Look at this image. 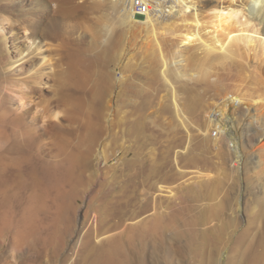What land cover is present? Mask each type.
Returning a JSON list of instances; mask_svg holds the SVG:
<instances>
[{
    "label": "rangeland",
    "instance_id": "374dc122",
    "mask_svg": "<svg viewBox=\"0 0 264 264\" xmlns=\"http://www.w3.org/2000/svg\"><path fill=\"white\" fill-rule=\"evenodd\" d=\"M121 7L122 1L0 0V103L12 97L11 105L17 107V97L23 95L22 101L30 106L26 120L46 104L52 107L32 124L39 145L33 151L56 184L52 236L41 232L30 245L6 230L5 237L0 236V264H88L87 233L101 241L114 231L95 230L92 216L95 213L99 221L101 193L134 186L139 198L147 196L149 201L144 214L127 222L152 212L156 201L157 211L165 212L170 251L165 259L149 244L143 264H198L200 259L202 264H264V151L250 154L251 131L239 133L227 113L223 130L217 111L243 80V89L262 93L263 60L250 54L245 64L235 60L227 68L213 66L209 77L201 79L195 70L201 51L172 57L171 50L164 52L167 64L162 67L157 56L154 61L144 59L147 39L128 29ZM112 47L118 55L113 63L107 61ZM128 59L132 69H122L118 62ZM165 67L166 82L160 72ZM106 69L114 75V86L106 96L101 125L119 118L125 125L112 111L114 95L122 87L119 100L126 105L119 116H130L132 104L148 95L154 100L146 121L164 127L155 139L143 142V132L117 128L95 135L79 126L91 121L87 91ZM118 75L122 81L114 82ZM31 85L35 93L29 97L24 93ZM71 87L80 92L71 94ZM161 103L167 110L159 113L155 106ZM240 150L244 157L238 156ZM162 155L167 158L160 173L145 170V175L130 179L141 163L155 165ZM133 160L136 167L129 164ZM130 234L127 231L121 243L131 256L128 263L139 264L132 259L134 250H129Z\"/></svg>",
    "mask_w": 264,
    "mask_h": 264
},
{
    "label": "bare ground",
    "instance_id": "6f19581e",
    "mask_svg": "<svg viewBox=\"0 0 264 264\" xmlns=\"http://www.w3.org/2000/svg\"><path fill=\"white\" fill-rule=\"evenodd\" d=\"M97 1H109L112 4L122 1L120 16L123 18H119L128 23L129 30L136 29L141 33V36L147 39L145 42L147 44L145 49L147 57L144 59L154 61L157 56L162 67L167 64L164 52H171V50L172 54L170 55L172 57L173 55H191L201 51L202 55L195 61V70L201 79L209 77L208 69L213 66L218 65V67L227 68V65L235 60L245 64L244 60L250 54L257 56V59L260 57L264 63V0H167L161 4L158 13L148 14L145 17L131 15L128 6L124 4L125 0ZM116 52L115 47L110 48L107 61L113 63L118 58ZM40 58L42 61L45 60L44 56ZM131 60L128 59L122 64L118 62V65L122 69H132ZM166 68L160 70L165 82L169 73H167ZM113 76L111 71L106 69L99 75L95 85H91L87 91L89 98L86 102L88 117L91 121L84 126H79L95 135L104 129L114 132H117V129H123L143 132V142L155 139L154 134L162 133L164 127L163 124L154 126L146 121V110L154 101L148 94L141 101L132 104L134 110L130 116H128V112L119 116L120 108L126 105V102L119 100L125 88L119 87L114 95L115 99L112 100V111H115L116 118L121 117L125 120L123 121L125 125L121 124L120 118L108 126H102L99 122V118L105 109L108 91L112 90L114 86ZM116 81H122V76H116L114 82ZM245 82L243 80V83ZM243 83L240 85L241 88L228 92L231 94H228L225 100L220 102L221 105L217 111L219 114L221 113L219 118L223 130L227 113L228 115L231 114L232 121L230 122L239 126L236 129L240 130L239 133H241V129L242 131L245 129L246 132L251 131L252 136L247 139V141L252 142L249 150L251 154L256 150L264 151V110L262 111L264 90L262 93L254 94L248 91V88L243 89ZM25 88L28 90H25L24 94L35 93V85ZM70 89L71 94L80 92L73 87ZM17 98L19 103L17 107H12V97L7 98L5 103H0V236L5 237V231L9 229V231L15 232L23 243L31 245L32 237L38 238L39 234L43 232L49 238L54 229L55 179L52 174L42 170L41 161L33 151L39 145L37 128L32 126L40 117H44L45 113L49 112L52 107L46 104L45 110L42 108V111L33 112L32 118L26 120L30 106L22 101L23 95ZM106 109L109 111V108ZM155 110L161 113L167 110V107L161 103L158 107L155 106ZM242 116L243 119L240 118ZM213 120L214 118L210 119V121ZM241 120L243 122H239ZM73 131L74 129L71 130V132ZM215 131L217 132V130ZM227 133L228 131H225L224 139H227ZM240 138L243 137L240 136ZM254 140L255 142H253ZM243 143H245L244 140ZM237 154L240 157L245 156V152L242 150ZM166 156L162 155L164 161L156 162L155 165L141 163L130 179L137 178L138 175H145V170H150L155 174L160 173L164 167ZM131 163H137V161H130L129 164ZM135 165L133 164V166ZM147 165L148 167H146ZM150 175L147 174L146 176L149 177ZM135 189H137L136 186L117 192L115 187L101 193V203L98 207L102 209V214L99 221L96 220L95 213L92 216V221L96 226L95 230L99 233L104 228L114 229V231L106 234V236L103 235L101 241H95L93 237L96 235L87 233L85 246L88 264H129L127 260L131 256L129 257L121 243L123 235L127 231L131 232L128 243H132L129 250H134L135 257L132 259H135L139 264H143L147 257L149 244H152L157 255L162 254L161 256L165 259L167 253L170 254L166 223L164 224L165 212L163 210L157 211L156 201L153 204L152 209L154 210L152 212L134 222H127L147 211L148 197L145 196L140 199ZM106 221L108 222L104 225ZM135 240H137L136 244H134ZM211 255L215 256L214 253ZM211 255L210 261L215 263V258ZM259 257L260 255L258 256L260 261L262 258ZM199 261L201 262L198 264H202L203 260L200 259ZM190 264L197 263L191 262Z\"/></svg>",
    "mask_w": 264,
    "mask_h": 264
},
{
    "label": "built area",
    "instance_id": "2783aa9c",
    "mask_svg": "<svg viewBox=\"0 0 264 264\" xmlns=\"http://www.w3.org/2000/svg\"><path fill=\"white\" fill-rule=\"evenodd\" d=\"M167 0H125V5L131 15L145 17L148 14L159 12L160 6Z\"/></svg>",
    "mask_w": 264,
    "mask_h": 264
}]
</instances>
